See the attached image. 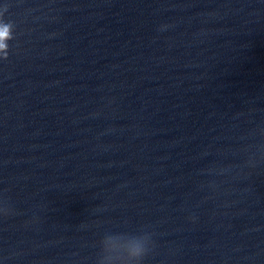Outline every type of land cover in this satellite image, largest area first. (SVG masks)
Wrapping results in <instances>:
<instances>
[{"label":"water","instance_id":"95a60500","mask_svg":"<svg viewBox=\"0 0 264 264\" xmlns=\"http://www.w3.org/2000/svg\"><path fill=\"white\" fill-rule=\"evenodd\" d=\"M0 12V264H264V0Z\"/></svg>","mask_w":264,"mask_h":264},{"label":"clouds","instance_id":"9594fccd","mask_svg":"<svg viewBox=\"0 0 264 264\" xmlns=\"http://www.w3.org/2000/svg\"><path fill=\"white\" fill-rule=\"evenodd\" d=\"M6 10V9H5ZM14 25L11 22H6L3 19V12H0V35H4V39L0 41V58L7 59L8 55V41L14 38ZM10 212V208L7 206V210L0 211V215L7 216ZM149 249L138 246L133 255L137 260L138 264H142L144 257L147 255Z\"/></svg>","mask_w":264,"mask_h":264}]
</instances>
